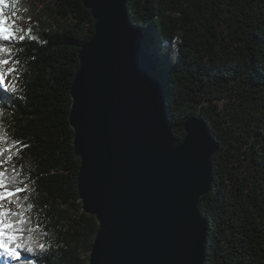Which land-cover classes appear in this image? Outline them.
Instances as JSON below:
<instances>
[{
	"label": "trees",
	"instance_id": "obj_1",
	"mask_svg": "<svg viewBox=\"0 0 264 264\" xmlns=\"http://www.w3.org/2000/svg\"><path fill=\"white\" fill-rule=\"evenodd\" d=\"M40 1V26L0 40L14 69L9 88L0 81V166L6 187L24 189L6 199L33 249H18L19 260L0 250V264H89L99 222L82 208L69 113L94 18L81 0ZM126 9L157 61L173 133L181 138L200 114L219 143L199 204L204 264H264V0H127Z\"/></svg>",
	"mask_w": 264,
	"mask_h": 264
},
{
	"label": "water",
	"instance_id": "obj_2",
	"mask_svg": "<svg viewBox=\"0 0 264 264\" xmlns=\"http://www.w3.org/2000/svg\"><path fill=\"white\" fill-rule=\"evenodd\" d=\"M81 1L95 32L79 53L69 119L82 208L99 222L89 264H204L199 204L219 143L200 114L181 138L173 133L157 61L127 0Z\"/></svg>",
	"mask_w": 264,
	"mask_h": 264
},
{
	"label": "snow or ice",
	"instance_id": "obj_3",
	"mask_svg": "<svg viewBox=\"0 0 264 264\" xmlns=\"http://www.w3.org/2000/svg\"><path fill=\"white\" fill-rule=\"evenodd\" d=\"M7 3V0H0V6ZM31 29H29V32ZM15 37V33L12 29L7 26V17L3 15V7H0V40L10 41ZM35 39V37H32ZM24 36H19V40L23 41ZM9 49L0 45V53H7ZM9 61L6 59H0V65L7 64ZM10 71H14L10 70ZM4 77L0 75V81H3ZM26 147V145H25ZM4 173H0V209H3L2 201L6 198H12L16 193L24 191L23 188L16 187L10 188L6 187L4 184ZM10 217H18L17 219H11ZM27 221L23 218V214L20 212L10 213L7 210H0V250L3 254L10 257L11 259L19 260L20 251L18 249H24L25 251L31 253L33 251L30 244L22 240V234L25 229L22 227ZM32 231V229H29ZM32 237L28 236L27 241H31ZM40 249H44V245H39ZM28 264H34V261H29Z\"/></svg>",
	"mask_w": 264,
	"mask_h": 264
},
{
	"label": "rangeland",
	"instance_id": "obj_4",
	"mask_svg": "<svg viewBox=\"0 0 264 264\" xmlns=\"http://www.w3.org/2000/svg\"><path fill=\"white\" fill-rule=\"evenodd\" d=\"M3 15L7 17V26L12 29L16 37L24 35L29 32V29H33L36 26L41 25V19L45 17L44 11L47 9L46 3L40 0H7V3L3 6ZM40 20V22H39ZM9 65H0V75L4 77L2 84L5 86H10L11 76L14 71ZM216 128L222 134L223 139V127L221 123L216 122ZM5 171L4 166H0V173ZM1 191V189H0ZM3 209L0 210H12V204L7 200L2 201ZM91 251V250H90ZM90 251L85 253V256L89 258ZM2 253L0 254V259L2 258Z\"/></svg>",
	"mask_w": 264,
	"mask_h": 264
},
{
	"label": "bare ground",
	"instance_id": "obj_5",
	"mask_svg": "<svg viewBox=\"0 0 264 264\" xmlns=\"http://www.w3.org/2000/svg\"><path fill=\"white\" fill-rule=\"evenodd\" d=\"M11 77H12V76H11ZM1 82H2V81H1ZM11 82H12V78H11ZM11 82H10V83H11ZM10 85H11V84H10ZM7 87L9 88L10 86H7Z\"/></svg>",
	"mask_w": 264,
	"mask_h": 264
}]
</instances>
